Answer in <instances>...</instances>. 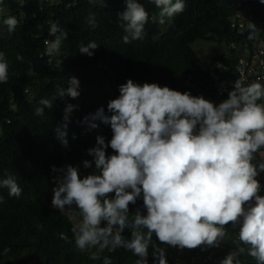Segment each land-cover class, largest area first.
Masks as SVG:
<instances>
[{"label": "clouds", "instance_id": "obj_1", "mask_svg": "<svg viewBox=\"0 0 264 264\" xmlns=\"http://www.w3.org/2000/svg\"><path fill=\"white\" fill-rule=\"evenodd\" d=\"M96 1L117 6L113 0L44 2L70 10L83 2L97 8ZM152 2L159 9L152 21L159 24L186 7L184 0ZM260 2L264 4V0ZM0 11L7 13L4 6ZM244 15L249 25L242 32L239 27H229L234 37L218 41L226 43L227 52L203 63L202 73L213 88L211 96H192L157 83L141 85L129 79L119 87V97L109 101L111 115L101 107L84 118L82 123L90 129L99 127L96 121L112 129L93 132L91 139L97 144L88 149L92 160H84L83 168L93 169L94 165V170L82 176L79 165L52 169L60 173L54 178L52 206L61 212L68 209L79 252L87 254L83 251L97 246L101 253L124 248L138 257L135 264H241L237 257L247 253L257 264H264V196L259 195L261 184L257 178L264 173V161L254 163L255 154L264 156L260 152L264 148V103H258L264 100V84L260 82L264 78L244 86L234 71L239 58L228 53L229 41L242 42L256 36L264 39V25L257 28ZM118 16L125 43L143 38L149 13L138 0H126V9ZM2 23L11 34L19 21L8 16ZM87 23L95 28V17L90 16ZM49 24V35L54 39L45 40L42 55L48 57V66L55 70L61 66V45L67 32L58 23ZM98 47L95 41L81 43L79 51L91 57ZM8 68L6 55L0 52V83H7ZM222 81L236 82L228 99L217 106L211 101ZM68 84L67 88L57 86L52 99H41V107L34 114L43 117L57 98H78L80 81L73 76ZM30 91L31 86H27L26 93ZM75 108L67 104L63 123L54 129L65 147ZM108 148L114 154L109 156ZM17 180L18 175L7 170L5 178H0V188L19 199L23 190ZM137 203L143 209L137 207L130 219L129 205ZM229 224L238 228L224 240ZM126 229L131 232L130 239L122 235ZM153 234L164 244L162 248L153 244ZM60 238L68 240L63 233ZM150 245L154 260L149 257ZM89 258L101 257L94 252ZM103 264L112 262L105 256Z\"/></svg>", "mask_w": 264, "mask_h": 264}, {"label": "trees", "instance_id": "obj_2", "mask_svg": "<svg viewBox=\"0 0 264 264\" xmlns=\"http://www.w3.org/2000/svg\"><path fill=\"white\" fill-rule=\"evenodd\" d=\"M44 1L0 0V6L7 9V13L0 11V52L5 53L9 65L7 83H0V178H5L7 170L14 172L23 190L18 199L9 196L8 189L0 188V264H103L105 256L112 264H135L138 257L124 248L101 253L97 246L83 251L87 254L79 252L68 209L61 212L52 206L54 178L60 175L53 172V166L59 169L79 165L82 176L94 170V165L93 169L83 168L84 160H92L88 149L97 144L91 139L93 132L112 129L99 121L98 128L90 129L82 121L101 107L111 115L107 105L119 97V87L129 79L141 85L157 83L192 96H211V82L202 73L204 64L192 44L233 38L235 34L229 27L237 14L247 13L244 17L259 28L264 25V4L260 0H184L185 10L173 16L163 34L162 24L152 21L159 9L152 0H138L149 13L145 35L125 43L118 14L126 9V0H113L116 7L96 1L97 8L83 2L70 10ZM8 16L19 21L11 34L2 23ZM90 16L95 17V28L87 23ZM49 23H58L67 32L61 45V66L55 70L48 66V57L42 55L45 40L54 39L49 35ZM92 41L99 46L94 55L80 53L81 43ZM73 76L80 81V96L57 98L43 117L36 116L39 101L52 99L57 86L67 88ZM227 77L231 79L230 74ZM27 86H31L28 94ZM67 104L76 108L70 117L65 147L54 129L63 123ZM107 154H114L113 150L108 148ZM137 207L138 203L129 205L130 219ZM72 208L77 209L75 205ZM237 228L225 226L224 240ZM61 233L67 241L60 238ZM122 235L131 238L128 229ZM153 244L160 248L164 245L155 234ZM153 251L150 245L149 257L154 260ZM94 252L100 254L99 260L89 258ZM237 258L241 264H257L247 253Z\"/></svg>", "mask_w": 264, "mask_h": 264}, {"label": "built area", "instance_id": "obj_3", "mask_svg": "<svg viewBox=\"0 0 264 264\" xmlns=\"http://www.w3.org/2000/svg\"><path fill=\"white\" fill-rule=\"evenodd\" d=\"M249 24L242 18V14H237L231 20V28L240 29V32ZM251 40V41H250ZM244 40L242 42L229 41V52L238 56V64L234 71L238 74V80L242 82L244 86L251 84L258 78H264V39L255 37L254 39ZM237 81V80H236ZM229 84L226 81H222L218 86V92L216 97L211 101L215 105H219L224 100L228 99V93L233 90V85L236 82ZM260 82L264 84V79ZM258 103H264V100L258 101ZM264 153V148L260 150ZM256 159L254 163L264 161V156L260 153L255 154ZM261 184V191L259 195L264 196V173H260L257 177Z\"/></svg>", "mask_w": 264, "mask_h": 264}, {"label": "rangeland", "instance_id": "obj_4", "mask_svg": "<svg viewBox=\"0 0 264 264\" xmlns=\"http://www.w3.org/2000/svg\"><path fill=\"white\" fill-rule=\"evenodd\" d=\"M175 2V0H173ZM172 18H166L164 24L161 25L162 33L165 34L168 25L172 24ZM192 48L203 63H209L214 56L224 51L227 52V45L224 42H210L198 40L192 44ZM225 245H230L228 242H222Z\"/></svg>", "mask_w": 264, "mask_h": 264}]
</instances>
